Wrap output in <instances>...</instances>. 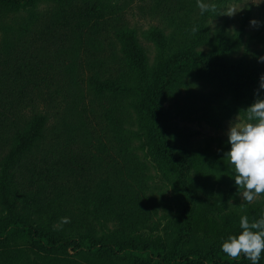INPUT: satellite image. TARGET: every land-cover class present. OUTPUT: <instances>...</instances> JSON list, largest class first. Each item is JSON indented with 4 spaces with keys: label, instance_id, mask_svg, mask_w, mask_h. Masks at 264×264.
I'll use <instances>...</instances> for the list:
<instances>
[{
    "label": "trees",
    "instance_id": "1",
    "mask_svg": "<svg viewBox=\"0 0 264 264\" xmlns=\"http://www.w3.org/2000/svg\"><path fill=\"white\" fill-rule=\"evenodd\" d=\"M217 1L202 14L197 0H157L151 63L119 0H0V264H81L84 249L94 264H252L222 244L242 216H264V193L230 209L243 189L227 138L195 144L168 105L199 79L215 86L196 111L210 124L247 120L264 51L230 56L238 40L208 24ZM151 164L179 195L153 184Z\"/></svg>",
    "mask_w": 264,
    "mask_h": 264
},
{
    "label": "rangeland",
    "instance_id": "2",
    "mask_svg": "<svg viewBox=\"0 0 264 264\" xmlns=\"http://www.w3.org/2000/svg\"><path fill=\"white\" fill-rule=\"evenodd\" d=\"M220 3L219 12L214 18L208 21L211 27L212 35L217 31H226L232 38L238 40L237 47L231 51L232 58H240L246 53H258L264 51V0H227L217 1ZM121 8L129 24L138 31V35L148 51L150 62L153 63L156 57L157 48L153 41L146 37V32L154 25L160 24V18L153 11L157 0H119ZM251 20H256V25L250 24ZM4 32L0 29V48L3 44ZM201 49L205 52L211 51V46H203ZM215 90V86L209 82L199 79H191L189 89H183L181 97L173 99L168 105L171 107L174 118L173 126L179 130L190 131L191 140L195 144H203L207 138L223 137L227 138V130L231 123H247L240 114H235L226 119L222 125H212L203 116L196 112L201 104L206 103L202 94H208ZM193 104L195 107L187 108V104ZM153 175V184L163 188L168 187V195H179L175 189V179L169 174H163L159 169L151 164ZM223 197L217 194L214 199V213L223 208ZM245 203L242 193L230 201V209L239 210ZM160 235H164L161 231ZM218 235V232H216ZM214 237L215 234L212 233ZM154 235L143 233V240H153ZM221 237L222 234H221ZM78 252V251H77ZM70 253L75 254L74 250ZM81 264H94V254L87 249L81 251L78 255ZM153 257L147 254L136 256L135 261H150ZM116 264H132L130 259L114 257ZM153 261V259H152Z\"/></svg>",
    "mask_w": 264,
    "mask_h": 264
},
{
    "label": "clouds",
    "instance_id": "3",
    "mask_svg": "<svg viewBox=\"0 0 264 264\" xmlns=\"http://www.w3.org/2000/svg\"><path fill=\"white\" fill-rule=\"evenodd\" d=\"M201 13L214 9V5L197 0ZM258 21L251 20L256 25ZM264 61V57H260ZM264 75H261L259 88L255 91L254 101L245 109L247 123H231L227 130V143L231 145L225 154L235 168V186L243 189L245 201L252 203L264 193ZM66 219V218H65ZM242 231L238 235H229L222 244V251L235 259L243 253L252 264H257L264 250V216L250 222L245 215L240 218Z\"/></svg>",
    "mask_w": 264,
    "mask_h": 264
}]
</instances>
